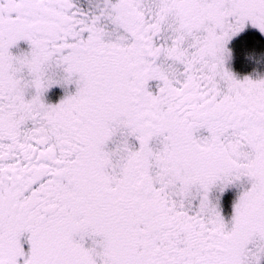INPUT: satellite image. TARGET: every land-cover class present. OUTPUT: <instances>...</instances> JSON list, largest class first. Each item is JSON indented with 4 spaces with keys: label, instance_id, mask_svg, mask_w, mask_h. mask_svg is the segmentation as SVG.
Listing matches in <instances>:
<instances>
[{
    "label": "snow or ice",
    "instance_id": "6c2138e0",
    "mask_svg": "<svg viewBox=\"0 0 264 264\" xmlns=\"http://www.w3.org/2000/svg\"><path fill=\"white\" fill-rule=\"evenodd\" d=\"M250 28L264 0H0V264H264Z\"/></svg>",
    "mask_w": 264,
    "mask_h": 264
},
{
    "label": "trees",
    "instance_id": "16d2710c",
    "mask_svg": "<svg viewBox=\"0 0 264 264\" xmlns=\"http://www.w3.org/2000/svg\"><path fill=\"white\" fill-rule=\"evenodd\" d=\"M246 39L250 42L251 46L254 48L257 58H260V54L264 52V37H260L258 33L247 32ZM247 51V49L245 50ZM244 52L239 48L237 49V56H239L238 61L243 60V64H246V67H243L247 71H252L253 63L243 59ZM262 68V67H261ZM242 69V68H241ZM243 70V69H242ZM246 73V72H244Z\"/></svg>",
    "mask_w": 264,
    "mask_h": 264
},
{
    "label": "rangeland",
    "instance_id": "374dc122",
    "mask_svg": "<svg viewBox=\"0 0 264 264\" xmlns=\"http://www.w3.org/2000/svg\"><path fill=\"white\" fill-rule=\"evenodd\" d=\"M248 32H253V33H258V32H256V30H254V29H249L248 30ZM259 34V33H258ZM260 36V35H259ZM261 37V36H260ZM238 58H239V56H237L236 55V61H235V64H234V70L235 71H237L238 73H240V74H244L243 72L244 71H247V70H245L243 67H246V64H243V60H240V61H238ZM252 67H256V65H253ZM243 70H242V69ZM261 71H264V67H262L261 68ZM249 72H251V71H247L245 74H247V73H249Z\"/></svg>",
    "mask_w": 264,
    "mask_h": 264
},
{
    "label": "flooded vegetation",
    "instance_id": "af4514ba",
    "mask_svg": "<svg viewBox=\"0 0 264 264\" xmlns=\"http://www.w3.org/2000/svg\"><path fill=\"white\" fill-rule=\"evenodd\" d=\"M244 72H247V71H244ZM244 72H243V73H244ZM244 74H245V73H244Z\"/></svg>",
    "mask_w": 264,
    "mask_h": 264
}]
</instances>
